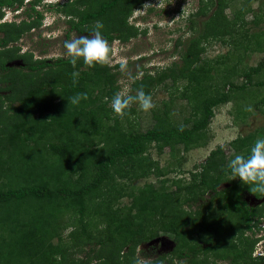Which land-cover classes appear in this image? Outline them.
Masks as SVG:
<instances>
[{"label": "trees", "instance_id": "obj_1", "mask_svg": "<svg viewBox=\"0 0 264 264\" xmlns=\"http://www.w3.org/2000/svg\"><path fill=\"white\" fill-rule=\"evenodd\" d=\"M41 1L0 0V18L3 7L16 2L18 7L25 2L31 5V12L19 23H0V71L9 69L0 72L7 84L0 88L7 92H0V264H56L58 254L66 261L69 252L60 248L69 224L68 238L78 250L71 253L72 263L66 264H135L138 245L155 237L160 228L173 231L175 253L186 258L184 264L191 257L198 261L199 253L204 256L198 261L202 264H208L209 254L214 255L213 264L231 257L237 263H254L255 241L245 233L258 213L264 215V193L254 191L252 182L227 174L225 166L237 154L247 156L253 142L264 137V127L259 134L254 131L233 139L232 145H248L232 156L221 145L211 150L206 161L189 172L190 178L168 177L181 171L183 160L176 155L181 144L186 151L207 145L216 107L232 100L233 91L249 93L252 87L264 85V81L253 83L254 75L264 71V58L244 70L237 64L226 68L223 88L217 89L211 75L214 65L200 57L205 40L221 36L235 49H248L252 40L248 30L244 32L245 24L238 18L229 21L217 6L205 23L207 29L190 40L180 63L132 81L134 94L141 87L151 93L169 78L189 79L194 93L191 118L183 124L164 120L146 131H124L118 123L108 125L106 119L111 97L120 90L121 63L89 67L80 60L74 69L64 56L51 63L47 57L25 53L26 67L6 66L18 51L10 44L41 24L44 13L37 10ZM147 1L155 0H67L50 7L65 17L68 37L74 30L90 31L101 21L105 38L113 43L137 36L139 26L131 18ZM207 2L203 6L214 4ZM205 7L192 15H204ZM230 54L222 61H229ZM2 57L7 60L1 61ZM74 70L81 74L75 86ZM237 75L245 76L241 84L234 81ZM213 87L212 93L206 92ZM77 92H87L88 99L72 105L68 98ZM259 104H264V97ZM99 141L104 146H98ZM166 148L176 157L174 168L163 167L151 153L155 149L161 155ZM152 174L160 179L159 185L147 181L135 185ZM244 192L253 194L261 205H250ZM124 198L129 202L123 204ZM184 204L189 208L184 209ZM231 214L235 220L227 219ZM125 247L127 253L122 252Z\"/></svg>", "mask_w": 264, "mask_h": 264}, {"label": "rangeland", "instance_id": "obj_2", "mask_svg": "<svg viewBox=\"0 0 264 264\" xmlns=\"http://www.w3.org/2000/svg\"><path fill=\"white\" fill-rule=\"evenodd\" d=\"M65 1L67 0H42L39 3L37 10L44 13V16L41 18V24L26 31L18 41L10 44V46L17 47L18 51L13 55L14 58L11 60H7V57H2L1 61L7 60V67H26L25 57L22 56L25 53L27 55L33 53L34 58L47 57L52 63L57 57H66L64 54L65 49L63 48L65 40L71 39L74 35H86L89 33V31L81 33L74 30L71 31L69 37L66 35L69 24L65 22V17L62 13L50 7L51 5H55V3ZM220 2L219 0H214V4H208L206 8L203 5L208 3L207 0H155L147 1L141 8H136L131 22L139 26L137 36L131 38L129 41L116 40L110 43L113 47L110 64L121 63V65L126 66L123 72L121 71V67L118 69L121 72L119 81L120 90L128 87L131 91L132 81L128 79L129 73L132 76L136 74L140 78L147 72L155 74L173 62L180 63L182 54L191 43L190 40L207 29L205 23L209 20L215 9H217V6L223 8V13L229 21L238 18L241 23L245 24L244 32L247 29L248 34H251L252 44L248 49H235L230 41H223V36L221 38L205 40V51L200 54V57L204 60H211V63L214 65L211 71V75L214 74L215 76L213 77V83L216 84L214 86L217 89L223 88L225 82L223 75H225L226 68H230L232 65L237 64L243 70L249 66L257 65L264 58V0H220ZM29 3L25 2L24 6L18 7L19 4L16 2L11 7H3L4 15L0 18V23L6 21H16V23H19L20 20L27 17L28 12H31V5ZM200 7H205L204 15L193 16L192 14ZM2 36L3 32L0 31V37ZM227 54H230L229 61H222V56ZM220 60L221 62L217 64V61ZM8 71L9 69L3 68L0 72L7 73ZM2 79V74H0V88L7 85ZM244 80L245 76L237 75L234 81L241 84ZM260 81H264V71L259 75H254L253 83ZM252 88L249 93L245 92L246 90H238L235 91L236 93L233 91L234 98L232 100L215 108V116L208 127L207 145L186 151L185 145L181 144L179 154L178 152L176 153L183 160L182 165H179L181 171L170 172L168 177L190 178L189 172L195 171L196 165L205 162L211 150L221 145L225 148L227 155L232 156L248 145V143L244 142L232 145L230 142L233 139L239 136H246L248 133L254 131H258L257 133L259 134V129L264 127V104H259L258 106L256 104L264 97V85H257ZM214 89V87L209 88L206 92L212 93ZM0 92H3V94L7 93L1 89ZM150 94L155 104L153 109L143 111L138 105L134 104L125 115L116 114L111 110L108 113L110 118H106L108 125L113 126L118 123L119 127L124 131L132 128L146 131L157 122L170 120L175 124H183L187 118L192 117L193 101H191V96H194V93L189 79H166L156 86ZM248 106H251L252 111H245V108ZM104 144V142L99 141L98 146L102 147ZM164 151V153L159 155L153 149L151 153L160 161L163 167L170 166L174 168L176 157L171 156L169 148H166ZM159 180V178L152 174L149 177L137 180L135 185H143L146 181L159 185ZM210 196L207 194L206 199H209ZM244 197L249 201L250 205H253V194L244 192ZM128 202V198L122 200L123 204ZM183 207L184 209L189 208L187 204H184ZM195 207L193 208L195 209ZM231 216L227 219H236L235 214H231ZM65 221L67 222V220ZM71 230L72 226L69 224L68 228L64 230L63 237L65 240L62 241L63 243L60 248L63 252H69L67 254L68 258L66 261L64 259L61 261V256L58 254L56 264H66L75 259V256L71 253L76 252L78 248L68 238ZM245 234L249 235L247 231ZM87 248L89 249V246ZM175 249L176 242L173 231L160 228L155 237L145 240L138 245L135 257L136 259L148 260L151 264H184L186 258L179 259L175 253ZM127 250L128 247H125L122 252L127 253ZM85 252L78 255L83 256ZM161 255L165 259L157 262V259ZM121 257H123V261L128 262L126 256L121 255ZM203 257V253H199L197 256L198 261L201 262ZM206 258L208 264L214 263V255H206ZM198 261L196 257H191L189 264H202ZM216 263L228 264L229 262L217 259ZM242 264L250 263L248 261Z\"/></svg>", "mask_w": 264, "mask_h": 264}, {"label": "clouds", "instance_id": "obj_3", "mask_svg": "<svg viewBox=\"0 0 264 264\" xmlns=\"http://www.w3.org/2000/svg\"><path fill=\"white\" fill-rule=\"evenodd\" d=\"M104 27L101 21H96L88 34L74 35L71 39L64 41V54L69 58V63L72 64L74 69L80 60L89 67L110 63L113 47L103 34ZM125 68L126 66L122 64L121 71L123 72ZM80 75L78 70L71 73L73 86L78 83ZM137 78L130 73L128 74L130 81ZM87 99V92H77L69 97L68 101L72 105H77L82 100ZM134 104L138 105L143 111H149L155 107L152 95L146 93L142 87L136 89L135 94H132L128 87H124L116 91L110 101L112 111L119 115L127 114ZM245 111H252L251 106L246 107ZM180 131H183V126L180 127ZM225 171L227 174L239 177L243 182H252L254 191L264 193V137H258L253 142L247 156L237 154L230 159L225 166ZM135 264H151V262L137 259Z\"/></svg>", "mask_w": 264, "mask_h": 264}, {"label": "flooded vegetation", "instance_id": "obj_4", "mask_svg": "<svg viewBox=\"0 0 264 264\" xmlns=\"http://www.w3.org/2000/svg\"><path fill=\"white\" fill-rule=\"evenodd\" d=\"M254 207H258L259 204L257 199H253ZM251 228L247 230V233L250 234L251 238L255 241L252 253L254 263L250 264H264V215H257L254 217V220L251 222ZM221 261H228V264H239L233 260V258L221 259ZM246 263V262H245ZM242 264V263H240Z\"/></svg>", "mask_w": 264, "mask_h": 264}]
</instances>
